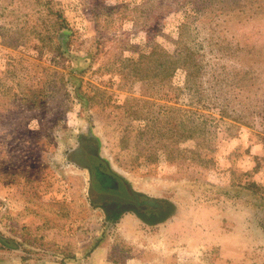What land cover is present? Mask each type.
<instances>
[{
  "label": "rangeland",
  "instance_id": "1",
  "mask_svg": "<svg viewBox=\"0 0 264 264\" xmlns=\"http://www.w3.org/2000/svg\"><path fill=\"white\" fill-rule=\"evenodd\" d=\"M0 264H264V0H0Z\"/></svg>",
  "mask_w": 264,
  "mask_h": 264
},
{
  "label": "flooded vegetation",
  "instance_id": "2",
  "mask_svg": "<svg viewBox=\"0 0 264 264\" xmlns=\"http://www.w3.org/2000/svg\"><path fill=\"white\" fill-rule=\"evenodd\" d=\"M90 164L89 169L91 178V188L97 193L118 196L124 200H107L101 202L106 209H113L119 206H130L139 208L140 197L123 180L106 171L103 163L95 156H88ZM115 210V209H113Z\"/></svg>",
  "mask_w": 264,
  "mask_h": 264
},
{
  "label": "water",
  "instance_id": "3",
  "mask_svg": "<svg viewBox=\"0 0 264 264\" xmlns=\"http://www.w3.org/2000/svg\"><path fill=\"white\" fill-rule=\"evenodd\" d=\"M96 149L89 143H82L80 148L75 150L72 154V159L82 166H90L87 157L95 156ZM91 195L93 196V200L95 201H104V200H124L118 196L108 195L103 193H97L93 189L91 191Z\"/></svg>",
  "mask_w": 264,
  "mask_h": 264
},
{
  "label": "trees",
  "instance_id": "4",
  "mask_svg": "<svg viewBox=\"0 0 264 264\" xmlns=\"http://www.w3.org/2000/svg\"><path fill=\"white\" fill-rule=\"evenodd\" d=\"M168 204H165V207H167Z\"/></svg>",
  "mask_w": 264,
  "mask_h": 264
}]
</instances>
